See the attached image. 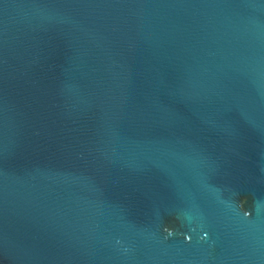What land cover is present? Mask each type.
<instances>
[{"label":"water","instance_id":"water-1","mask_svg":"<svg viewBox=\"0 0 264 264\" xmlns=\"http://www.w3.org/2000/svg\"><path fill=\"white\" fill-rule=\"evenodd\" d=\"M0 264H264V0H0Z\"/></svg>","mask_w":264,"mask_h":264}]
</instances>
